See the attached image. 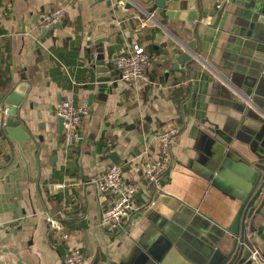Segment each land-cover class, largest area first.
<instances>
[{
	"label": "crops",
	"instance_id": "0c3cea01",
	"mask_svg": "<svg viewBox=\"0 0 264 264\" xmlns=\"http://www.w3.org/2000/svg\"><path fill=\"white\" fill-rule=\"evenodd\" d=\"M155 1L0 0L3 129L9 118L5 98L26 84L17 96H25L20 116L30 136L21 149L0 137V155L8 156L0 164L5 166L0 169V264H64L73 245L86 264H100L102 256L129 263L162 243L169 251L166 264H215L222 245L230 243L241 179L231 168L221 176L213 172L198 140L206 121L230 135H255L244 122L250 115L264 123V68L251 74L233 54L238 26L245 24L234 14L244 9L240 0H180L181 7L190 6L183 17L199 16L185 29L163 21L158 10L146 22L140 9ZM60 8L64 19L44 27L41 16ZM254 37L264 41V26L257 25ZM190 41L197 42L198 59L175 69L172 51ZM134 43L151 59L150 83L142 86L122 81L114 62ZM96 53L105 57L109 73L90 72ZM67 101L89 109L82 139L72 147L58 122L59 107ZM171 124L181 132L161 189L139 193L137 207L147 208L135 213L125 231L110 236L99 218L114 198L98 194L94 180L112 165L122 166L132 179L140 176L147 156H157V133ZM50 218L63 225L69 240ZM164 221L169 225L161 227ZM256 227V247L264 256V210Z\"/></svg>",
	"mask_w": 264,
	"mask_h": 264
},
{
	"label": "water",
	"instance_id": "95a60500",
	"mask_svg": "<svg viewBox=\"0 0 264 264\" xmlns=\"http://www.w3.org/2000/svg\"><path fill=\"white\" fill-rule=\"evenodd\" d=\"M238 4L244 9H242L241 14H234L235 16H240L245 21V24L242 25L240 23L238 26L239 30L237 27L238 33L236 40H234L233 54L236 56L237 63L246 65V67L251 69V74H258L264 68V41L254 37V33L258 24L264 26V0H240ZM188 6L181 7L180 0H156L152 7L145 10L140 9V11L146 16L147 14L153 15L158 10L163 21L168 19L170 23L176 25L182 23L180 27L185 29L186 24L192 26L199 19L197 13L183 17L182 12H187L190 7ZM225 6L226 4H223L218 9L211 24L212 27L218 25L225 11ZM197 50L196 41H190L188 44H179L178 47L174 48L172 57L175 59V69L178 66L186 65L198 59ZM91 60L90 72H96V74L109 73L110 69L105 66L104 56L96 53L91 56ZM99 79L101 78L97 76V80ZM111 79L108 76L106 81H111ZM22 88H26V84L5 98L4 103L8 106L7 114L9 118L6 128L0 130V137L3 135L7 136L10 142L18 143V147L30 141V136L25 130L24 122L20 116L25 96L22 94L17 96V92H21ZM240 109L245 112L246 108L243 106ZM245 116L247 119L244 124L251 128L255 135H247L241 132L230 135L206 121L209 126L204 129V135L198 140L202 151L212 159L211 169L213 172L221 176L225 168H231L241 179L240 187L242 192H240L241 195L239 196L241 207L230 228V235L228 234L231 237V241L222 245V250H220V254L215 259V264H255L250 260L254 252H258L263 260L260 262L264 264V256L260 254L256 247L255 239L256 224L264 210V123L253 119L250 115ZM58 122L62 132L64 129L63 119L60 118ZM217 143L221 147L216 146ZM3 160L7 161L8 156L0 155V164ZM4 167V164L0 165V169H4ZM165 225H169L168 222L164 221L160 226L164 227ZM162 231L165 235L169 234L166 228L162 229ZM167 243L171 245V242ZM162 248L165 250H162ZM168 252L165 243H162L159 248L155 246L147 249L142 259L138 258L127 263L109 261L102 256L100 264H166L165 255Z\"/></svg>",
	"mask_w": 264,
	"mask_h": 264
},
{
	"label": "built area",
	"instance_id": "2783aa9c",
	"mask_svg": "<svg viewBox=\"0 0 264 264\" xmlns=\"http://www.w3.org/2000/svg\"><path fill=\"white\" fill-rule=\"evenodd\" d=\"M64 17L65 11L60 8L43 14L41 22L44 27L51 28L60 23ZM145 17L146 22L154 19L153 15L149 14ZM150 62L151 59L143 46L134 43L128 51L117 56L115 65L122 81L142 86L150 83ZM237 95L247 105L253 106V102L246 95L240 91H237ZM4 115L6 116V112L0 114V130L5 127ZM88 115L89 109L86 105L75 106L67 101L59 107L58 116L63 119L64 135L68 147H72L82 139L81 125ZM180 132V126L171 124L157 133V156H147L140 176L132 179L125 175L122 166L112 165L94 180L93 185L98 194L110 195L114 198L108 208L101 210L99 226L105 233L114 236L118 231H125L126 224L133 219L135 213L147 208L145 204L137 207L135 198L142 191L158 192L161 189V181L174 161L173 148ZM49 223L56 231L63 234L65 240H69V235L64 234V227L59 221L50 218ZM250 260L255 264H261L260 261H263L258 252H254ZM64 264H86L83 253L77 245L69 247Z\"/></svg>",
	"mask_w": 264,
	"mask_h": 264
}]
</instances>
